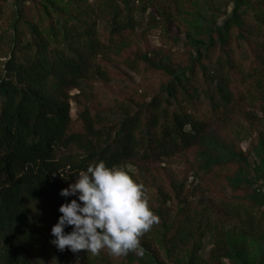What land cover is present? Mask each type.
I'll return each instance as SVG.
<instances>
[{
  "label": "rangeland",
  "instance_id": "374dc122",
  "mask_svg": "<svg viewBox=\"0 0 264 264\" xmlns=\"http://www.w3.org/2000/svg\"><path fill=\"white\" fill-rule=\"evenodd\" d=\"M88 3L97 32L107 35L119 0ZM72 5L7 0L0 32L10 34L20 11L43 26L66 22ZM257 13H264L260 0H142L135 15L139 25L109 57L97 59L109 81H88L71 93V132H83L84 110L118 124V103L138 111L172 83L194 76L170 110L203 121L205 137L172 158L127 165L159 220L140 238L142 256L82 250L63 258L34 255L33 264H264V70L257 61L264 29ZM234 65L251 73L248 81ZM221 77H228L232 95L227 112L212 108L218 100L214 82ZM249 217L260 227L250 236L240 228Z\"/></svg>",
  "mask_w": 264,
  "mask_h": 264
},
{
  "label": "trees",
  "instance_id": "16d2710c",
  "mask_svg": "<svg viewBox=\"0 0 264 264\" xmlns=\"http://www.w3.org/2000/svg\"><path fill=\"white\" fill-rule=\"evenodd\" d=\"M6 1L0 0V22ZM72 2L66 22L43 26L20 11L10 34L0 32V264H33L34 255L50 253L67 256V249L61 252L50 243L59 207L74 199L59 193L90 163L127 169L132 161L169 159L193 148L207 132L193 115L170 110L194 82L191 76L172 83L138 111L118 103L123 112L118 124L84 110L79 114L83 132L72 133L71 93L88 81H109L97 59L109 57L139 25L135 15L142 0L115 3L107 35L98 33L90 20L94 11L88 0ZM257 21L264 29V13H257ZM237 40L241 45L242 37ZM258 48L257 61L264 70V40ZM236 67L248 81L251 73ZM214 86L218 100L212 108L227 112L232 105L228 77ZM254 220L240 221L244 234L260 231Z\"/></svg>",
  "mask_w": 264,
  "mask_h": 264
},
{
  "label": "clouds",
  "instance_id": "9594fccd",
  "mask_svg": "<svg viewBox=\"0 0 264 264\" xmlns=\"http://www.w3.org/2000/svg\"><path fill=\"white\" fill-rule=\"evenodd\" d=\"M59 195L74 197L59 207L61 215L51 228L50 243L61 252L142 256L140 238L159 222L144 185L123 165L92 162Z\"/></svg>",
  "mask_w": 264,
  "mask_h": 264
}]
</instances>
